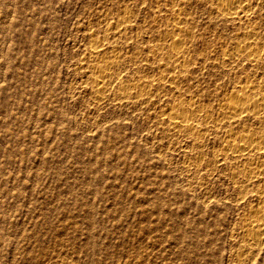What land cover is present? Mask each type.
<instances>
[{
  "label": "rangeland",
  "instance_id": "rangeland-1",
  "mask_svg": "<svg viewBox=\"0 0 264 264\" xmlns=\"http://www.w3.org/2000/svg\"><path fill=\"white\" fill-rule=\"evenodd\" d=\"M223 1L0 0V264H264V0Z\"/></svg>",
  "mask_w": 264,
  "mask_h": 264
},
{
  "label": "bare ground",
  "instance_id": "bare-ground-1",
  "mask_svg": "<svg viewBox=\"0 0 264 264\" xmlns=\"http://www.w3.org/2000/svg\"><path fill=\"white\" fill-rule=\"evenodd\" d=\"M247 7L248 6L246 4H244L243 1H241V0H232V1L230 0L228 2L227 1H223L222 2V7L219 8V13L222 14V15L230 16V17L231 16L232 17H234V16L237 17V15L243 14L245 12V10L247 9ZM250 33H253V31H251ZM103 46L104 45L102 43H99V44H96L95 45V50L96 51H99V52H95L97 54L94 53L95 56H99L100 50L103 48ZM249 47H250V45H245V47L241 50V52H244ZM237 52L239 53L240 50H238ZM181 53H182L181 48H177L176 47L171 52V55H172L173 58H176L177 59L178 57H180ZM252 55L255 58L258 56V54L254 53V52H252ZM107 66H99L98 68L95 69L97 72H100L102 74L101 78L100 77H97L95 79V85H93L94 86V90H95L94 92L96 93V98L99 100V102L100 101H103L105 99V93L108 92V88L111 85L110 81L107 80V76L109 75V71H110V68L107 67ZM161 78L164 79L165 76L162 75ZM160 80H162V79H160ZM155 81H157V80H155ZM121 85L123 86V84H121ZM130 88H131L130 86L129 87L127 86V89H130ZM127 89L125 88V90H127ZM120 95L121 96L123 95L124 97H128L129 96V94L127 95V92H121ZM262 106H263V102H261L260 100L253 99V98L249 97L246 93H238L236 99H234V100H231L230 99L228 101V104H226L225 109L227 110V112L229 114H231L233 116V118H236V117L243 118L245 115L248 114V111L250 109H253V108H262ZM197 111L198 110H196V112ZM167 114H168L167 118L169 117V120H170L171 130L172 131H174V132L177 133L179 131L180 132H183L184 130L192 131L193 129H195L194 125L190 124L184 118L185 115L182 114V111L180 109H178V108L177 109L176 108H171L170 112L167 113ZM243 141H244V145L242 144L241 147H238L236 149L235 148V144H234V146H233V144H229L227 146V148H228L227 150L230 149V151H233L234 154H237V153H245V152H250L251 153V151L253 152L255 149H257V150L258 149H261L259 146H254L255 139L253 141V139H249L248 140V138H245ZM258 151H260V150H258ZM260 152H262V151H260ZM263 156H264V154H263ZM260 221L258 220V222H260V223H258V225H259V228L261 229V231H263V229H264V219H261L260 218ZM252 225L254 226L255 224H252ZM257 231H259V229H257ZM260 234H262V233H259V235ZM249 236H251V241L252 240L254 241V239H255V240H257L256 242H258L259 239H258V237L256 235H252L251 234ZM254 243H255V241H254Z\"/></svg>",
  "mask_w": 264,
  "mask_h": 264
}]
</instances>
